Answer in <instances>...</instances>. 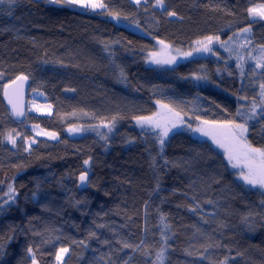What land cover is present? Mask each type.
I'll list each match as a JSON object with an SVG mask.
<instances>
[{
  "label": "trees",
  "instance_id": "trees-1",
  "mask_svg": "<svg viewBox=\"0 0 264 264\" xmlns=\"http://www.w3.org/2000/svg\"><path fill=\"white\" fill-rule=\"evenodd\" d=\"M103 2L121 19L49 0L0 3V264H32L28 248L37 264H56L61 247L69 249L63 264H124L129 256L128 264H154L165 236L164 264H264V191L242 182L209 141L177 131L161 146L134 125L162 105L190 119L243 123L237 111L248 113L255 100L260 111L248 121L247 139L264 148V69L246 60L242 69L221 50L250 27V46L259 52L264 18L248 9L264 0H165L176 16L154 7L155 0ZM210 35L219 37L212 51L201 45L185 52ZM160 40L191 55H167L175 63L158 66ZM22 74L31 82L29 103L38 93L49 113L11 116L4 86ZM101 123L114 127L104 139L65 134ZM34 125L59 137H36ZM85 171L84 188L77 181ZM10 184L14 200L5 196ZM119 241H143L149 255Z\"/></svg>",
  "mask_w": 264,
  "mask_h": 264
},
{
  "label": "snow or ice",
  "instance_id": "snow-or-ice-1",
  "mask_svg": "<svg viewBox=\"0 0 264 264\" xmlns=\"http://www.w3.org/2000/svg\"><path fill=\"white\" fill-rule=\"evenodd\" d=\"M5 0H0V3H4ZM9 4L14 3L15 0H7ZM50 3H57V4H67V5H77L81 8L85 9H104L106 10L107 14L111 16L115 20L121 19V13L118 11H113L109 9L108 5L103 2V0H49ZM146 3L147 0H144ZM134 3L139 5L141 4V0H134ZM154 7L165 9L166 14L169 16H176L177 13L175 11H167L165 0H155ZM146 10V9H145ZM248 12L252 16H258L260 18H264V4L259 5L258 7L249 8ZM124 19H127V17H123ZM251 31V28H244L242 29V32L248 33ZM231 39V37L229 38ZM213 41H219L218 36H206L203 40H198L196 43L198 45H202V48L198 50L202 51H212L210 45L213 43ZM161 45H164V50L167 51L170 46L166 45L163 40L158 41ZM246 43H250V41L246 40ZM107 47V45H106ZM260 50V56L259 57H253V59L256 60V68L264 69V45L259 46ZM179 52V49L176 50ZM185 56L191 55V53H184ZM175 57H170L168 59H156L153 58V62L160 64V63H175ZM239 66V65H238ZM123 75V73H121ZM3 77V73H0V78ZM27 75H18L15 77L14 80L11 81L9 85L4 86V95L8 98V103L11 105V111L12 114L17 117H22L25 115L23 104H22V98H23V85L24 82L28 80ZM204 77L197 76L196 79H203ZM15 86V87H13ZM261 89V105L260 107L264 109V83H261L259 85ZM9 89H12L9 91ZM241 99H247L246 97H242ZM159 103V102H158ZM33 107H35L36 111H42L43 107L41 105H36L33 102ZM50 107V106H49ZM164 108H168L167 105H162ZM169 113L173 117H175L174 120H171V127L168 126L167 123L164 125L161 124L160 121L155 119L153 116H140L136 117L137 123L143 128L145 125L152 126L155 128H162V132L158 136L159 143L161 146L164 144V138L168 136V133L171 131V128H174L177 126V123H183V121L179 117V113L173 112L172 109L169 108ZM156 116H159L160 113H156ZM257 115V104L255 100H253L251 109L248 113H243L240 110L237 111L236 116H242L244 122L243 123H237L235 119L225 122H218V121H209V120H203L201 121L202 125H205L207 127H198L196 129H193V131L202 132L205 136H211L212 140L219 145L220 147L225 149V153L227 156L228 161L231 163L233 168L241 167L243 164V167L247 169V171H244L243 169L239 173L240 179H242L246 184L251 185L253 187H259L261 189H264V148H255L252 147L251 144L247 141V133H248V121L254 119ZM260 115L264 117V111H261ZM197 120L200 119L199 116L195 117ZM115 117L112 118L113 123L115 122ZM165 120H168V117L164 118ZM188 128H192V125H187ZM35 129H39V125H34ZM109 129L111 130L110 126ZM79 130V129H74ZM19 133H17V136ZM37 135H47L50 138L55 139L56 133L54 132H46L44 130L37 131ZM7 139L11 142L13 146L16 145L17 139L16 136H14L11 132L8 133ZM27 140V138H25ZM227 141V143H225ZM31 143H35V140L33 139ZM31 143H29V147L31 146ZM26 151L28 149H25ZM161 151H163V148L161 147ZM85 165L90 164V159L84 160ZM79 180L81 184H86L88 182V173L87 171L81 173L79 176ZM16 195V189L13 185L8 186V191L5 193V196L8 197V200H14ZM264 195V193H262ZM8 200H5L4 203H8ZM77 203H80L79 201ZM208 203H212V201H208ZM195 210V209H193ZM163 219V218H162ZM98 227H104V225H98ZM165 227H168V225H165ZM163 235V234H162ZM89 236L92 238H97L95 232H90ZM167 241L168 237H163V247L159 249V251L156 252V261L154 264H164V254L167 251ZM79 243L83 244V241H80ZM103 243L107 244L108 241L105 240ZM122 245V249H132L133 252L140 251L142 255H149V250L147 246L145 248H141V244H143V241H141V244H132L128 243L127 241H119ZM212 245L203 246L205 247V251H207L208 247H211ZM27 251L31 254L32 257V264H36L35 260V252L32 248H28ZM69 251L67 247H61L58 252L56 253V260L63 262L64 255ZM187 252V255L192 256L195 255L194 252L185 250ZM132 257L129 256L128 260L124 261V264H128L129 260H131ZM221 264H227V259L225 261H222Z\"/></svg>",
  "mask_w": 264,
  "mask_h": 264
},
{
  "label": "rangeland",
  "instance_id": "rangeland-1",
  "mask_svg": "<svg viewBox=\"0 0 264 264\" xmlns=\"http://www.w3.org/2000/svg\"><path fill=\"white\" fill-rule=\"evenodd\" d=\"M77 7H79V6H77ZM82 9H85V8H82ZM251 17L252 18H254V17L257 18L258 16H251ZM246 40L250 41L249 40V32L248 33L241 32L239 35H236L232 39H228V41H226L223 44H221V50L223 52H226L227 54H232L233 56L236 57V59H237V61H238L239 64H240V62L242 63V67H241L242 69L244 67V60L251 62L254 65L252 67H255L256 60L253 59V57H259L260 54H261L260 53V50H259V52H256L254 50L253 46H250L251 45L250 43H246L245 42ZM200 46L201 45L195 44L189 50L186 49L185 52L190 51V50H192L194 48L197 49V47H200ZM177 49L178 48H176V49L175 48H171V49H168L167 51H165L164 50V46L161 45V46L158 47V51L155 52V58L160 56V58H158V59L164 60V59H166V56L167 55H170V56H180V55H182V54L185 53L182 50H179V52H177L176 51ZM163 64L164 63H162V64L161 63L160 64H157L156 63V65H158V66L163 65ZM257 69H259V68H256L255 67V70H257ZM218 74L221 75L222 72L219 70V73ZM196 77L197 76H194L193 79L196 80L198 83L206 84L208 82L206 76H204L203 79H196ZM254 83L256 84V82H254ZM31 99H32V101L29 103V110L31 112H34V113H49L50 112V110H51L50 107L42 103L43 98H42V96L40 94H38V93L32 94V98ZM33 102L36 105H41L43 107V110L42 111H36L35 107H33ZM257 111H260V109H258V107H257ZM158 113H160L159 116H156L155 115L153 117H155V119H157L158 121H160L162 125H164L165 123H167L168 126L171 127V120H174L175 117H173L171 115V113H169V110L168 109H165V108H162V109H160L158 111ZM175 113H177V112H175ZM165 117H168L169 119L168 120H165L164 119ZM179 117L183 121V123H177V126L176 127L171 128V131L168 133V136L167 137H169V135L170 134H173L174 132H177V131H179V132L180 131H185V132L190 133L191 135H193L196 138L209 141L212 145H214L216 148H218L220 151H222L224 153V155L226 156L225 149L222 148V147H220L219 145H217L212 140L211 136H205L202 132L193 131V129H196L198 127H207V126L201 124V121H203V120L190 119V118H187V117H185L184 115H182L180 113H179ZM134 123H135L134 125L136 127H138L139 129L152 132L156 136H159L160 133L162 132V128H155V127L148 126V125H145L142 128L137 123L136 120H135ZM189 124L192 125V128L191 129L187 127V125H189ZM109 126H110L111 130L109 129ZM74 129H79V130H74ZM113 129H114V127H113V124L112 123H101V124H97V125H76V126H71L69 128H66L65 134L68 135L69 137H73L74 138V137H80V136H82L84 134H87V133H95V134L100 135L101 138L104 139V138H106V136H108L109 134H111V132L113 131ZM39 130H41L40 127H39V129H35L34 128V130H33L35 132V136L36 137H44V138H49V139H52L53 140V138H50L47 135H37V131H39ZM44 131H46V130H44ZM46 132H50V131H46ZM58 137H59V135H58V133H56V138L55 139H57ZM167 137L164 138V140L167 139ZM16 139H18V138L16 137ZM32 140L33 139L26 141L28 147H29V143H31ZM247 141H248V139H247ZM8 142L11 143L9 140H8ZM225 143H227V141H225ZM32 144L33 143H31V145ZM226 158H227V156H226ZM230 166H231L232 170L235 172V174L237 175V177L239 179H240L239 173L241 172V170L243 169L244 171H247V169L243 167V164L241 165V167H237V168H233L232 165H231V163H230ZM240 180L242 182H244L242 179H240ZM248 186H250V187H252L254 189H260V190L264 191V189H261L258 186L257 187H253L251 185H248ZM67 253L63 257V262H64V259L67 256ZM30 256H31V254H30ZM63 262H62V264H63ZM36 264H37V262H36ZM56 264H61V262H59V261L56 260Z\"/></svg>",
  "mask_w": 264,
  "mask_h": 264
},
{
  "label": "water",
  "instance_id": "water-1",
  "mask_svg": "<svg viewBox=\"0 0 264 264\" xmlns=\"http://www.w3.org/2000/svg\"><path fill=\"white\" fill-rule=\"evenodd\" d=\"M11 83V82H10ZM10 83H8L7 85H9ZM15 87V86H13ZM31 87V82L30 80L28 79L27 81L24 82V85H23V98H22V104H23V108H24V112H25V115L22 116V117H17L15 115L12 114V111H11V105L8 103V98L4 95V102H5V105L6 107L8 108V111L9 113L11 114V116L17 120V121H21V120H24L27 116V113H28V110L29 109V92H30V88ZM12 89H9V91H11ZM79 184L82 186V187H87L88 185V182L86 184H81L79 178H78V181Z\"/></svg>",
  "mask_w": 264,
  "mask_h": 264
}]
</instances>
